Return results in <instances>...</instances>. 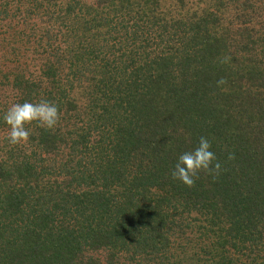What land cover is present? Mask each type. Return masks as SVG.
Segmentation results:
<instances>
[{"label": "trees", "instance_id": "1", "mask_svg": "<svg viewBox=\"0 0 264 264\" xmlns=\"http://www.w3.org/2000/svg\"><path fill=\"white\" fill-rule=\"evenodd\" d=\"M215 1L157 33L149 2L0 0V264H264V0ZM41 99L57 126L11 145ZM200 137L222 171L187 187Z\"/></svg>", "mask_w": 264, "mask_h": 264}, {"label": "clouds", "instance_id": "2", "mask_svg": "<svg viewBox=\"0 0 264 264\" xmlns=\"http://www.w3.org/2000/svg\"><path fill=\"white\" fill-rule=\"evenodd\" d=\"M227 80L220 78L217 87L226 85ZM4 122L8 126L7 139L11 145L25 143L29 139L26 126L37 122L46 130L57 126L60 119L58 107L47 100L41 99L38 103L25 101L24 103L11 104L5 114ZM228 160L235 159L234 153H229ZM222 171V164L217 160L211 143L206 137H200L198 146L191 152H186L179 157L171 173L174 180H179L187 187H193L200 172L218 177Z\"/></svg>", "mask_w": 264, "mask_h": 264}, {"label": "rangeland", "instance_id": "3", "mask_svg": "<svg viewBox=\"0 0 264 264\" xmlns=\"http://www.w3.org/2000/svg\"><path fill=\"white\" fill-rule=\"evenodd\" d=\"M84 1L86 3L94 2V0H84ZM138 1L139 2H142V1L149 2L148 4L151 5L150 10L155 15V22L158 23V25H156L153 30L157 33H162V30L160 29L162 27L161 25L166 26V23L170 21L171 19L178 21V20H182L184 16L185 18H187V17L193 16L194 14H202L205 11L213 9V7L217 4V1L215 0H138ZM214 9L217 11L216 8ZM224 12L225 11L221 12L219 10L218 13L220 14ZM221 17L222 19L225 18V23H223V27L225 29L227 28L229 29L231 27L230 25L231 18H228V15H226V13L223 16L221 15ZM105 30L106 29H104L102 32H104ZM93 38H96V36H94ZM156 42L160 43V41H156ZM147 43L148 42H146V45ZM144 51L145 53L149 55L150 50H148V47H146ZM87 77L88 79H90L91 75L89 74ZM180 253L181 252L178 251L176 252V255H180ZM238 256L240 257V260H242L241 263L253 264L252 257H250L248 253L244 254L243 252ZM105 257H106V253L104 252L102 253V259ZM128 257H129L128 255L120 252L118 253L116 259L113 261V264H136L135 262L132 263V261ZM102 261H103V264H107L105 263L104 260Z\"/></svg>", "mask_w": 264, "mask_h": 264}]
</instances>
